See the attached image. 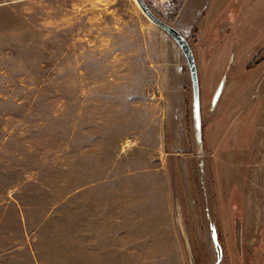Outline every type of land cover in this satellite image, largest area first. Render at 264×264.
<instances>
[{
  "label": "rangeland",
  "instance_id": "obj_1",
  "mask_svg": "<svg viewBox=\"0 0 264 264\" xmlns=\"http://www.w3.org/2000/svg\"><path fill=\"white\" fill-rule=\"evenodd\" d=\"M146 1L201 144L135 0H0V264H264V0Z\"/></svg>",
  "mask_w": 264,
  "mask_h": 264
},
{
  "label": "water",
  "instance_id": "obj_2",
  "mask_svg": "<svg viewBox=\"0 0 264 264\" xmlns=\"http://www.w3.org/2000/svg\"><path fill=\"white\" fill-rule=\"evenodd\" d=\"M137 5L139 6L142 13L148 18L150 22H152L159 29L168 34L172 40L177 44L181 53L183 54L190 75V83H191V97H192V119H193V128L194 135L198 144L202 143V122H201V101H200V88H199V80H198V72L195 57L193 54V50L191 45L189 44L187 38L174 26L160 19L148 6L145 0H135ZM207 2V0L205 1ZM204 7V6H203ZM202 7V8H203ZM202 8L200 9V13ZM224 89V79L222 78L211 99V107H214L219 101L222 92ZM203 162H201L202 164ZM211 228V236L214 242L215 248L217 250V258L214 264H220L222 257L221 245L219 244V240L217 237V232L214 224L210 226Z\"/></svg>",
  "mask_w": 264,
  "mask_h": 264
},
{
  "label": "crops",
  "instance_id": "obj_3",
  "mask_svg": "<svg viewBox=\"0 0 264 264\" xmlns=\"http://www.w3.org/2000/svg\"><path fill=\"white\" fill-rule=\"evenodd\" d=\"M169 1L170 0H152L153 5H155V6L166 5L169 3ZM205 1L206 0H183L177 13L183 14L185 18H187V16H189V17H191V19L199 20L202 16H204V11L199 16L200 9L203 6L207 7L211 0H207V2H205ZM146 3H147V1H146ZM148 6L150 7L151 10L153 9L152 8L153 6H150L149 4H148ZM240 13H241V11H240ZM177 29H179V28L177 27Z\"/></svg>",
  "mask_w": 264,
  "mask_h": 264
}]
</instances>
